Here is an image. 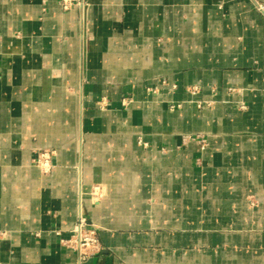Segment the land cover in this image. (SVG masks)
<instances>
[{"label": "crops", "instance_id": "crops-1", "mask_svg": "<svg viewBox=\"0 0 264 264\" xmlns=\"http://www.w3.org/2000/svg\"><path fill=\"white\" fill-rule=\"evenodd\" d=\"M0 264H264V0H0Z\"/></svg>", "mask_w": 264, "mask_h": 264}, {"label": "built area", "instance_id": "built-area-1", "mask_svg": "<svg viewBox=\"0 0 264 264\" xmlns=\"http://www.w3.org/2000/svg\"><path fill=\"white\" fill-rule=\"evenodd\" d=\"M90 0H59V5L63 10H70L71 8H86L89 6ZM263 9L262 6H260ZM202 140V145H204ZM37 165L44 171H49L52 164L50 160V151H41L36 160ZM98 187L95 188L94 193L98 194ZM73 236L71 238L72 244L78 251L79 259L85 258L92 250L100 249V244L94 229L89 228L86 218L79 215L77 222L72 228Z\"/></svg>", "mask_w": 264, "mask_h": 264}, {"label": "rangeland", "instance_id": "rangeland-1", "mask_svg": "<svg viewBox=\"0 0 264 264\" xmlns=\"http://www.w3.org/2000/svg\"><path fill=\"white\" fill-rule=\"evenodd\" d=\"M45 150H46V149H45ZM41 151H44V150H41ZM41 151H40V152H41ZM47 151H49V150H47ZM40 152H39V153H40ZM38 155H39V154H38ZM36 160H37V158H36ZM50 160H51V151H50ZM36 164H37V163H36ZM96 236H97V235H96ZM98 241H99V240H98Z\"/></svg>", "mask_w": 264, "mask_h": 264}]
</instances>
